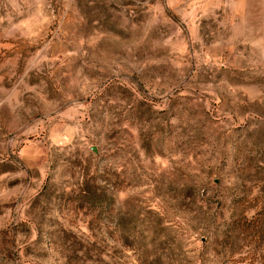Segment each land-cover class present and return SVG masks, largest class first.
<instances>
[{
    "label": "rangeland",
    "instance_id": "1",
    "mask_svg": "<svg viewBox=\"0 0 264 264\" xmlns=\"http://www.w3.org/2000/svg\"><path fill=\"white\" fill-rule=\"evenodd\" d=\"M0 264H264V0H0Z\"/></svg>",
    "mask_w": 264,
    "mask_h": 264
}]
</instances>
